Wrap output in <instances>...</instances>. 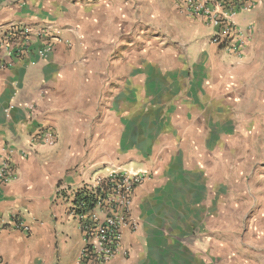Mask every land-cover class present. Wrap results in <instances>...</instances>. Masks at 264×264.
I'll return each instance as SVG.
<instances>
[{"label": "crops", "instance_id": "obj_1", "mask_svg": "<svg viewBox=\"0 0 264 264\" xmlns=\"http://www.w3.org/2000/svg\"><path fill=\"white\" fill-rule=\"evenodd\" d=\"M251 15L263 30L264 4ZM10 22L52 25L68 43L0 69V159L12 148L16 169L0 182L7 264H75L70 192L115 168L150 176L127 252L102 264H264L260 28L235 60L175 0H0ZM41 127L53 145L31 142Z\"/></svg>", "mask_w": 264, "mask_h": 264}, {"label": "built area", "instance_id": "obj_2", "mask_svg": "<svg viewBox=\"0 0 264 264\" xmlns=\"http://www.w3.org/2000/svg\"><path fill=\"white\" fill-rule=\"evenodd\" d=\"M188 16L200 18L212 27L209 40L235 60L243 58L250 47L254 23L240 24L237 13L252 11L262 0H175ZM59 42L68 43L58 28L52 25L10 22L0 24V69L12 67L17 59L34 52L46 58ZM9 103L3 109L8 115L13 109ZM56 134L51 127H41L31 142L53 145ZM13 149L3 151L0 159V182L16 177L12 161ZM26 155V150H22ZM150 174L131 170L112 169L106 175H95L91 183H84L71 192L70 213L76 219L83 245L75 264H102L127 251L121 245L123 228L135 230L139 223L132 215L134 191ZM12 227L27 231L29 227L15 219ZM0 264H7L0 257Z\"/></svg>", "mask_w": 264, "mask_h": 264}, {"label": "rangeland", "instance_id": "obj_3", "mask_svg": "<svg viewBox=\"0 0 264 264\" xmlns=\"http://www.w3.org/2000/svg\"><path fill=\"white\" fill-rule=\"evenodd\" d=\"M161 1H163V0H161ZM264 4V0H262V4H261V6ZM251 12L252 11H243V12H241V13H237V15H236V20H238L239 22H241L242 20V17L243 16H246L247 18V20H243L241 23H243V22H245L244 24H248L249 22H252V23H254V27H253V34L254 33H256V32H258L259 33V30H261V35L263 36V40H262V42H261V44H262V50H264V27H263V30H262V28H261V26L259 25V23H258V21L256 20V18L255 19H253V16L251 15ZM241 20V21H240ZM258 28H260L259 30H258ZM71 193V192H70Z\"/></svg>", "mask_w": 264, "mask_h": 264}]
</instances>
